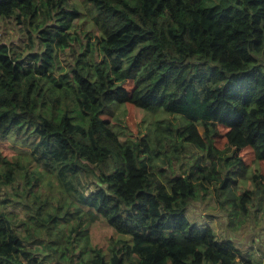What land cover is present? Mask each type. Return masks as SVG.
<instances>
[{"label": "trees", "instance_id": "trees-1", "mask_svg": "<svg viewBox=\"0 0 264 264\" xmlns=\"http://www.w3.org/2000/svg\"><path fill=\"white\" fill-rule=\"evenodd\" d=\"M82 1L86 33L72 0H0L27 39H0V264H256L185 212L253 164L233 209L264 206V0ZM120 105L144 112L123 138Z\"/></svg>", "mask_w": 264, "mask_h": 264}, {"label": "rangeland", "instance_id": "rangeland-1", "mask_svg": "<svg viewBox=\"0 0 264 264\" xmlns=\"http://www.w3.org/2000/svg\"><path fill=\"white\" fill-rule=\"evenodd\" d=\"M72 1L74 6L82 11L83 18H86H82V20L78 23L77 21L75 22L77 23L76 30L86 33L89 31L93 17L89 16L88 11L86 10L87 6L82 0ZM12 28L13 24L11 21L1 23L0 39L2 35L5 38L11 36L9 39L2 38L3 43L8 45L13 39L14 44L10 47L19 51L23 49L27 39L23 35H12ZM62 65L64 66V63H62ZM114 109L116 110L105 114L103 118L111 123L114 130H116L122 138L124 133L123 126H126V124H130L132 126L137 125L144 117V112L138 108H127V106L120 105ZM169 118L171 120L173 119V117ZM174 124H179V122L175 121ZM198 130L200 134H203L201 127H199ZM143 135H145V133H142L140 137ZM135 137L139 136L136 135ZM240 157L246 163H250L253 160V154L251 151L240 153ZM193 159H196V157L193 156ZM184 162L186 164L185 168L192 166L191 160H185ZM155 165L158 169L160 167H164L166 169V172L162 175L165 179L169 177V171L178 169V165L175 167L173 164L167 165L166 161L162 158H160V160L158 159V162L155 163ZM260 167L261 170L264 171V163H260ZM257 169V164H253L249 170L247 169L248 171L240 176L233 174L237 173L238 168L233 169L227 178L223 175L222 181L229 178L232 181V184L229 187H225L220 192L218 191V187L214 185L208 186L206 192L200 191L198 198L199 201L192 204L190 203L191 205L187 208L185 215L192 224L200 225V223H203L204 225L213 226L217 232V239L220 243L225 242L224 235H228L227 233H229V238L231 240L229 242L231 246L236 249V252L256 264L258 262L264 264V260H258L259 251L255 243L256 238V240L259 241L258 244H260L259 249L264 251V206L259 209H254L251 215L246 218L241 215L240 211H234V203L232 202V200L244 195L247 191H255V185L252 183V177ZM253 202L254 200L250 202L248 208H251ZM257 210H259V212H257ZM57 229L58 227L54 229L53 232H57ZM114 234H116L115 231L102 219L93 223L89 232L92 245L103 249L107 246L108 239L111 236H114ZM80 246L84 247L85 244L80 242ZM75 252L79 255L82 251L81 249H77ZM83 257L86 258L87 255H84ZM77 262L78 259L75 258L73 260V264H76ZM50 264H55V261H50Z\"/></svg>", "mask_w": 264, "mask_h": 264}, {"label": "crops", "instance_id": "crops-1", "mask_svg": "<svg viewBox=\"0 0 264 264\" xmlns=\"http://www.w3.org/2000/svg\"><path fill=\"white\" fill-rule=\"evenodd\" d=\"M255 243H256V247L258 248V251H259V256H258L259 258H258V260H262L263 261L264 260V251L259 249V245L260 244H258L259 241L256 240V238H255ZM261 256H263V257H261ZM258 263H260V262H258Z\"/></svg>", "mask_w": 264, "mask_h": 264}, {"label": "clouds", "instance_id": "clouds-1", "mask_svg": "<svg viewBox=\"0 0 264 264\" xmlns=\"http://www.w3.org/2000/svg\"><path fill=\"white\" fill-rule=\"evenodd\" d=\"M262 264V263H261Z\"/></svg>", "mask_w": 264, "mask_h": 264}]
</instances>
